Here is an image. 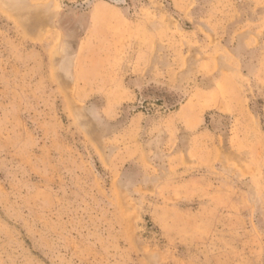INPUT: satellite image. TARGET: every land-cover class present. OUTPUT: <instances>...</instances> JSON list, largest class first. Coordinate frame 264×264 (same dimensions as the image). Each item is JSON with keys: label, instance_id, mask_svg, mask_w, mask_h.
Returning <instances> with one entry per match:
<instances>
[{"label": "rangeland", "instance_id": "1", "mask_svg": "<svg viewBox=\"0 0 264 264\" xmlns=\"http://www.w3.org/2000/svg\"><path fill=\"white\" fill-rule=\"evenodd\" d=\"M0 264H264V0H0Z\"/></svg>", "mask_w": 264, "mask_h": 264}]
</instances>
